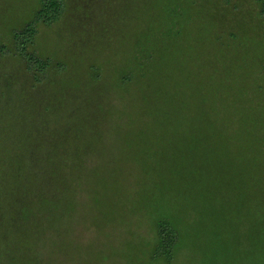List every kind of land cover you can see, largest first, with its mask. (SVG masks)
Listing matches in <instances>:
<instances>
[{
    "label": "rangeland",
    "instance_id": "rangeland-1",
    "mask_svg": "<svg viewBox=\"0 0 264 264\" xmlns=\"http://www.w3.org/2000/svg\"><path fill=\"white\" fill-rule=\"evenodd\" d=\"M38 4L0 0V264H264V185L210 174L264 159L261 5L64 0L34 25L40 74L12 38ZM207 186L222 216L192 213Z\"/></svg>",
    "mask_w": 264,
    "mask_h": 264
},
{
    "label": "trees",
    "instance_id": "trees-1",
    "mask_svg": "<svg viewBox=\"0 0 264 264\" xmlns=\"http://www.w3.org/2000/svg\"><path fill=\"white\" fill-rule=\"evenodd\" d=\"M63 1L64 0H38L37 10L34 12L33 20L24 27L19 28L17 32L12 34V38L14 43L16 44V48L20 53V56L24 58L27 62L29 70L37 71L38 73L42 74L47 70L48 66L51 64V59L41 60L39 57L35 56L33 53L28 52L29 45H32L33 38L36 33L35 24L42 23V24H50L57 20L61 9L63 8ZM261 5V15L264 19V0H256ZM121 3V2H120ZM125 16H122V19ZM59 70H62L63 64L59 63L56 65ZM94 70V69H93ZM127 79H124L126 81ZM129 82V80L127 81ZM258 144H255L257 147H264V140H257ZM247 154L240 158L237 163H228L226 166L231 171L238 170V173L231 174L227 177H223V175L217 171H211L212 174L211 184L216 187H220V185H224L225 182L229 183L232 186L240 185V186H248L251 184H261L264 185V159L261 161L257 157H249L248 163H245V159H247ZM183 159V158H181ZM185 164L182 163L181 165L182 170H186L187 166H190L192 162L189 164L186 163L187 159H183ZM248 166L251 168L258 167L260 171L253 177V173L251 171H247ZM238 167V168H237ZM191 175H195V171H193L190 167ZM208 173V172H207ZM211 178V176H210ZM226 179V180H225ZM199 182V181H197ZM206 182V181H204ZM200 184V183H199ZM201 185V184H200ZM214 186H207L198 193L197 198H201V203L195 206L194 210L192 211L193 214L196 216H211L219 215L220 214V206L218 205V196L217 192L219 191ZM202 187V185H201ZM208 220L207 218H205ZM11 222H8V226H11ZM27 224V223H26ZM25 224V226H26ZM19 226V224H18ZM18 226L16 228L18 229ZM12 227V226H11ZM13 228V227H12ZM10 229V227H8ZM22 229V228H21ZM24 229V228H23ZM156 230V241H155V250L153 257L154 258H163V261L169 263L173 257L174 250H175V242L178 239L179 231L175 226L172 224L171 221L167 219H161L157 222L155 226ZM14 230L11 229L10 232Z\"/></svg>",
    "mask_w": 264,
    "mask_h": 264
}]
</instances>
